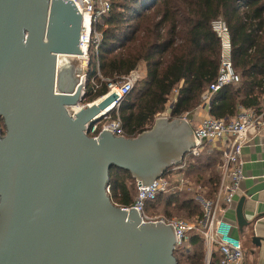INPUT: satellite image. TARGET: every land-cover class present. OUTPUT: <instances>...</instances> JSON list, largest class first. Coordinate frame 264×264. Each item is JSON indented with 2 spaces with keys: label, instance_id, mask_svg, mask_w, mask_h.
<instances>
[{
  "label": "water",
  "instance_id": "95a60500",
  "mask_svg": "<svg viewBox=\"0 0 264 264\" xmlns=\"http://www.w3.org/2000/svg\"><path fill=\"white\" fill-rule=\"evenodd\" d=\"M82 26L72 0H0V264H178L175 227L108 191L113 167L155 186L195 145L192 126L160 117L135 137L88 135L118 96L69 113L84 98Z\"/></svg>",
  "mask_w": 264,
  "mask_h": 264
},
{
  "label": "trees",
  "instance_id": "16d2710c",
  "mask_svg": "<svg viewBox=\"0 0 264 264\" xmlns=\"http://www.w3.org/2000/svg\"><path fill=\"white\" fill-rule=\"evenodd\" d=\"M112 8L99 23L102 42L98 53L90 52L87 92L91 103L109 91L108 80H117L145 66L134 89L121 102L120 118L127 137L150 129L155 116L165 110L173 91L177 101L171 118L192 112L214 81L220 65L221 42L211 22L222 17L232 40V61L241 75L238 83L222 87L212 98L210 113L230 120L241 107L264 110V0H110ZM98 68L104 79L97 75ZM99 87L94 90V80ZM0 127L5 126L0 116ZM220 153L188 152L180 171L193 184L201 185L207 200L216 197ZM173 168V167H172ZM171 168V169H172ZM110 196L120 206L135 202L138 183L129 170L111 169ZM194 191L159 193L146 203V212L162 208L168 216L187 215L200 220L205 210ZM179 248V247H178ZM178 264H221L218 251L207 260L203 235L192 232L185 245L175 250Z\"/></svg>",
  "mask_w": 264,
  "mask_h": 264
},
{
  "label": "built area",
  "instance_id": "2783aa9c",
  "mask_svg": "<svg viewBox=\"0 0 264 264\" xmlns=\"http://www.w3.org/2000/svg\"><path fill=\"white\" fill-rule=\"evenodd\" d=\"M72 1L83 17L80 38L82 54L76 55L75 59L81 62L82 73L79 76L83 86L82 95L85 97L90 52L94 49L98 53L102 42L99 23L103 17L108 15L112 5L110 0ZM211 26L221 42L218 74L202 95L199 106L202 109L200 119L193 122L189 116L190 113H186L180 118L192 125L195 137V145L189 150L192 156L199 157L202 153H212L215 149L220 152V184L216 197L213 200H207L202 196H198L205 205V215L200 220L176 219L164 216L153 217L146 212L147 201L155 199L159 193H175L187 190L201 195L203 191L201 185L193 184L183 173H180V177L178 175L176 177V173L184 168V164H181L182 161L180 165H176L171 169V175L168 176L165 173L159 176L155 186L146 187L145 184H138L133 205L121 207L126 210L136 208L144 210L145 222H162L175 227L178 243L176 248L185 245L190 233L199 232L205 239L209 259H211L213 251L217 250L221 257V264H243L245 257L243 241L233 234L234 224L227 220L225 215L233 205L245 178L242 159L243 148L252 134H257L264 129V110L259 111L254 107H241L239 113L230 120L216 118L211 115L213 96L225 85L238 83L241 80V75L234 68L232 61V40L227 22L222 17H219L211 22ZM97 75L104 79L99 68ZM139 78V72L132 71L117 80L107 79L109 91L105 95L115 92L118 97L113 103L111 110L105 112L99 120L88 126V135L98 138L103 130L109 129L115 136L127 137L126 129L120 118L119 107L122 100L134 89ZM92 81L95 86L94 90H96L100 84L95 79ZM175 91L178 92L177 89ZM176 101L173 102L171 109ZM87 104L89 103L82 101L77 105L68 106V111L73 116ZM171 109L165 113L157 114L156 118L167 117L171 119Z\"/></svg>",
  "mask_w": 264,
  "mask_h": 264
},
{
  "label": "crops",
  "instance_id": "0c3cea01",
  "mask_svg": "<svg viewBox=\"0 0 264 264\" xmlns=\"http://www.w3.org/2000/svg\"><path fill=\"white\" fill-rule=\"evenodd\" d=\"M133 71L139 72L140 77L146 74L145 66L142 64ZM175 90L165 110L161 113L169 111L173 102L177 100L178 92ZM199 106L190 112L189 116L193 122L198 121L202 115V109ZM242 159L245 178L233 205L228 209L225 216L234 224L233 234L243 241L245 250L243 264H264V190L249 195V191L256 184L264 181V129L250 136L248 143L243 148ZM179 174L180 171L176 173V176L180 177L181 174ZM244 219L248 221V225L243 224ZM254 237L260 239V244L254 242Z\"/></svg>",
  "mask_w": 264,
  "mask_h": 264
},
{
  "label": "rangeland",
  "instance_id": "374dc122",
  "mask_svg": "<svg viewBox=\"0 0 264 264\" xmlns=\"http://www.w3.org/2000/svg\"><path fill=\"white\" fill-rule=\"evenodd\" d=\"M143 65V64H142ZM81 62L79 61V60H77V59H75V70H74V76H79V74H81L82 73V70H81ZM180 118V117H179ZM155 119H156V116H155ZM173 119H178V118H173ZM172 118L170 119V120H173ZM153 125H154V123H153ZM152 125V126H153ZM220 159V158H219ZM171 172H172V170L170 169V170H168L167 172H166V174L169 176V175H171ZM173 174V173H172ZM171 178H172V176H170ZM175 177V176H174ZM177 177V176H176ZM198 196H202L204 199H206L204 196H203V194H201V195H198V194H196V201L201 205V207L205 210V205L203 204V201L200 199V198H198ZM155 214H149L150 216H153V217H156V216H164V217H168V218H176V219H189V220H193L192 218H190V217H188L187 215H176V214H174V215H172V216H168L165 212H164V210L162 209V208H160V209H156L155 210V212H154ZM207 247V246H206ZM180 248V247H179ZM179 248H176V250H178ZM214 251H216V250H214ZM245 251V250H244ZM210 257H209V253H208V249H207V260L209 261L210 259H209Z\"/></svg>",
  "mask_w": 264,
  "mask_h": 264
},
{
  "label": "bare ground",
  "instance_id": "6f19581e",
  "mask_svg": "<svg viewBox=\"0 0 264 264\" xmlns=\"http://www.w3.org/2000/svg\"><path fill=\"white\" fill-rule=\"evenodd\" d=\"M112 107H113V104H112V105H111V106H110V107L107 109V111H108V110H111V109H112Z\"/></svg>",
  "mask_w": 264,
  "mask_h": 264
}]
</instances>
